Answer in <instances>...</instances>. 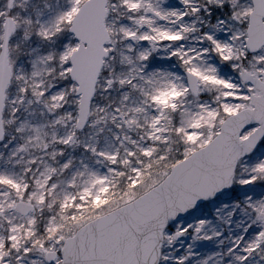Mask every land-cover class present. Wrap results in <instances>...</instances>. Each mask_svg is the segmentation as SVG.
<instances>
[{"label": "snow or ice", "instance_id": "obj_1", "mask_svg": "<svg viewBox=\"0 0 264 264\" xmlns=\"http://www.w3.org/2000/svg\"><path fill=\"white\" fill-rule=\"evenodd\" d=\"M72 3L54 30L41 25L36 35L50 41L68 25L78 43L59 57L38 58L30 78L15 77L30 103L59 115L54 123L69 130L47 143L38 134L18 146L13 155L33 146L44 155L27 160L19 177L0 174V264H261L264 0L243 12L237 0H120L136 28L118 30L105 23V0ZM189 16L208 26L201 31L186 22ZM225 23L232 27L219 34ZM11 32L0 35V111L13 75ZM193 32L200 48L185 50ZM116 43L125 45L119 56L131 68L106 79L104 91H128L111 113L98 109L91 126L110 118L121 130L114 137L119 146L110 152L84 146L103 164L102 175L83 161L74 171L67 152L93 116L95 82L117 54ZM157 52L175 60L183 75L149 71ZM50 63V70L36 67ZM56 79L72 86L71 96L51 90ZM131 93L138 99L129 104ZM76 97L75 116L64 114L66 98ZM3 135L0 121V140ZM174 143L180 147L172 154ZM129 188L141 195L128 199ZM97 201L107 203L93 210ZM68 224L77 227L66 231ZM208 244L217 250L196 251Z\"/></svg>", "mask_w": 264, "mask_h": 264}, {"label": "rangeland", "instance_id": "obj_2", "mask_svg": "<svg viewBox=\"0 0 264 264\" xmlns=\"http://www.w3.org/2000/svg\"><path fill=\"white\" fill-rule=\"evenodd\" d=\"M8 0H0V35H2V27L6 16L11 15L16 22V32L13 35L10 42L11 52V63L13 70V79L6 93V108L4 112V129H5V140L0 145V174L16 175L20 176L23 170L24 163L30 158L36 156H43L44 154L38 151L34 146L30 147L29 153H21L19 155H13L18 146L24 145L30 139L35 141L36 136L39 134L43 142L47 143L51 137L55 134L57 138L65 135L69 130L68 128L62 127L54 123L55 120L59 119V115L53 112L47 111L42 106L38 105L34 100L30 103V97L22 95L19 92V88L23 86L22 81H17L16 76L23 75L26 78H30L34 70V62L40 57H46L52 55L59 57L67 47L75 46L74 38L70 35V28L68 25H64V31L57 34L52 40L46 41L39 38L36 32L42 25L45 29L54 30L58 18L69 11L73 6L72 0H16L14 9L9 12L7 9ZM199 2V0H197ZM120 0H109L108 2V16L106 24L109 28L118 30L120 27L125 26L130 29H135L136 25L133 23V19H129L128 14L119 6ZM252 5L251 0H237V6L239 11L243 12ZM247 19L246 17H241ZM31 21V24L26 23ZM187 23L196 24L197 28L203 31L205 26H208V20L204 19L202 22L198 21L196 17H186ZM216 24L217 22H211ZM158 26L165 28H173L171 24L166 22H158ZM230 23H225L221 26V33L229 31L231 28ZM115 37V31H114ZM118 39V38H116ZM185 50L188 49H199V33L193 32L189 34L187 39L183 42ZM117 48V54L112 57H108L104 62L103 71L100 75L95 98L91 104V111L93 113L92 118L89 120L84 130L79 131L77 145L68 149L67 156L75 162L74 171L81 168V161L87 164L89 169L100 173L101 175L105 172L103 164H97L95 159L92 157L90 152L84 151V146L92 145L95 146L98 151H113L119 145L115 140V135L120 134V129L116 128L109 118L107 124H100L98 126H91L95 120V113L98 109H105L111 113L112 109L119 105L121 98L118 102L109 104L106 103V95L104 88L106 87V79H113L110 72H114L116 66L121 62L118 60L119 50L121 47L119 43L115 44ZM167 54L164 52H157L153 56V64L156 66L154 70L170 71L180 75H183L182 70L176 65L175 60H167L165 57ZM211 60L209 59V63ZM116 65V66H115ZM37 68L51 69L53 65L37 64ZM149 70V69H148ZM153 71V70H149ZM52 91L66 90L68 95H72V86L67 85L65 81L56 79L52 81L50 85ZM78 97L73 99H67L64 104V114L72 113L76 114L78 108ZM138 99L137 94L130 96L128 103L131 104L133 101ZM23 103H20V101ZM16 101V103H13ZM107 104V106L105 105ZM109 106V109L106 108ZM15 110V112L13 111ZM104 115V113H100ZM11 121V123H9ZM24 126L23 131L19 129ZM100 129H103L102 131ZM39 130V132L35 131ZM128 135L135 138V132H129ZM180 147L179 144L171 145V153L174 154ZM168 151V150H166ZM11 157V159H10ZM21 157L23 159H21ZM147 190L146 188L144 189ZM119 192L120 189H117ZM126 195L128 199L132 200L141 195L140 192L132 193V189L127 190ZM107 201H97L94 205V209L103 208ZM76 224H68L66 231H74ZM225 227V226H223ZM210 247V244H208ZM206 249H208L206 247ZM205 250V246L197 247L196 251L201 253Z\"/></svg>", "mask_w": 264, "mask_h": 264}, {"label": "trees", "instance_id": "obj_3", "mask_svg": "<svg viewBox=\"0 0 264 264\" xmlns=\"http://www.w3.org/2000/svg\"><path fill=\"white\" fill-rule=\"evenodd\" d=\"M152 2L155 3V0H152ZM130 68H131L130 65H127L126 63H121L120 62L116 66L114 72H110L111 73L110 75H112L114 79H116L118 76L119 77H124V76H126L128 74V72L130 71ZM124 91H128V90L127 89L121 90L120 88L114 87L111 92L107 93L105 102L106 103H109V104L118 102L119 99L124 94ZM135 95H136V93H131L130 94V96H132V97L135 96ZM106 103H105V105L107 106ZM106 108L109 109V106L106 107ZM204 246H205V250L203 252H201V254H204V253L209 252V251H215V250H217L215 248V246L214 245H211V244H210V247L208 245H204ZM206 247L208 249H206ZM261 264H264V261H261Z\"/></svg>", "mask_w": 264, "mask_h": 264}, {"label": "water", "instance_id": "obj_4", "mask_svg": "<svg viewBox=\"0 0 264 264\" xmlns=\"http://www.w3.org/2000/svg\"><path fill=\"white\" fill-rule=\"evenodd\" d=\"M14 1H15V0H11V7H9L10 9L13 7ZM107 1H108V0H105V4H106V6H107ZM9 3H10V0H9ZM253 3H254V0H253ZM105 19H106V18H105ZM6 26H7V27H6ZM8 29H12V32H11L10 37H9V41H10V38H11L12 34H13L14 31H15V23H14V21H13L12 18H7V19H6L5 24H4V33H5V31H7ZM70 31H71V30H70ZM71 33L74 34L72 31H71ZM103 64H104V63H103ZM102 68H103V66H102ZM102 68H101V70H100V73H101V71H102ZM81 75L84 76V77H86V75H87V69L82 68V69H81ZM99 75H100V74H99ZM99 75H98L97 80H96V82H95V89H96V85H97V82H98V79H99ZM91 101H92V100H91ZM4 109H5V106H4L3 110L0 111V121H2V122H3V113H4ZM85 126H86V125H85ZM85 126H84V127H85ZM83 129H84V128H83ZM3 134H4V135H3V139L0 140V143H2L3 140H4V136H5L4 127H3Z\"/></svg>", "mask_w": 264, "mask_h": 264}]
</instances>
